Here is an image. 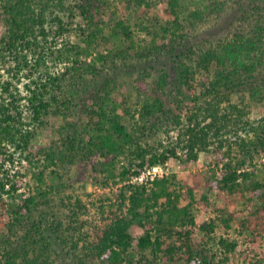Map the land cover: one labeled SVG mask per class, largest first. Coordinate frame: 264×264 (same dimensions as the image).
<instances>
[{"label":"trees","instance_id":"1","mask_svg":"<svg viewBox=\"0 0 264 264\" xmlns=\"http://www.w3.org/2000/svg\"><path fill=\"white\" fill-rule=\"evenodd\" d=\"M211 20L236 23L199 50ZM138 67L115 94L120 73ZM239 93L264 105V0H0V264H234L238 240L214 234L231 228L233 211L218 206L198 233L193 212L213 205L207 194L174 173L129 180L201 152L223 162L210 187L247 205L239 235L258 250L235 264H264V159L254 162L264 113L254 119ZM50 127L58 136L36 147ZM97 155L103 184H121L92 238L67 175ZM23 162L35 181L27 193L21 168L12 172Z\"/></svg>","mask_w":264,"mask_h":264},{"label":"rangeland","instance_id":"2","mask_svg":"<svg viewBox=\"0 0 264 264\" xmlns=\"http://www.w3.org/2000/svg\"><path fill=\"white\" fill-rule=\"evenodd\" d=\"M235 23H233V25ZM231 25L232 24L230 20L228 24L225 23V21H220V23L217 24L212 20L205 23V25H203L200 30H198L200 31V35L198 37V39L200 40V43L198 44L200 45L198 46L199 50L201 49L200 47H203L205 49L208 48L219 37L224 36L232 31L233 25ZM71 42V44L79 43L81 46L86 47L85 42L81 41L74 35L72 36ZM95 57L96 52L88 56L82 54L81 58L92 61ZM50 65L52 69H61L64 67V63H50ZM139 68L140 67L131 70H123L122 73H120V79L122 82H125V84H123L120 89L116 90L117 93L115 94H122L132 85V83H134L135 80H137V78L139 77ZM202 73L200 72L197 75V81L208 79L207 73ZM242 99H244L245 103L250 105L251 116L254 119H257L261 115H263V104L253 101L247 93H239L234 96V100L240 103L242 102ZM172 134L176 135L177 133L173 132ZM54 136H58V133L56 131H53V128L51 129L50 127L49 129L44 130L37 136V140L35 143L36 147H38L40 144L49 143ZM100 159L103 160L98 155L94 156L88 162H80L72 166V168H70L69 174L67 173V193H71V190H73L75 193L81 194L83 199L85 200V203L87 204V210L82 218L86 220L85 231L89 232L92 238L94 236L95 226L99 225V227H103L106 222H108L107 218L102 214L99 208L100 205L104 203V201L110 202L109 200H107L108 197L111 198L112 201H115L117 198L118 186L121 184L119 183L118 185L113 180H111L108 184H103V174H101L99 171L94 170V163L98 162ZM263 159L264 153H261L259 155H256L254 162L257 166H261ZM124 160L125 159L121 158V160L117 163V172L121 170V166L124 163ZM222 163L223 162L217 165L214 162L211 153L201 152L197 160L182 161L178 158L169 159L166 164H162L161 171L155 176L174 173L177 175V178L183 182V184H190L196 187L198 198H200L202 194H207L210 197V200L213 203L210 208H204L202 205H199L196 207V209H194L193 213L196 219L195 229L197 232L199 231L200 226L204 224V222L209 221L218 215V212L216 210L218 206H224L226 209L233 211L234 219L232 220L231 228L226 229L222 225L218 226L214 234L216 236L224 235L225 237H230L231 239L238 240V247L236 251L232 253L229 262H232L234 264L242 263L252 259L254 257L253 249L255 247L256 250H258V247L248 245L249 243H247L245 237L239 235V221L247 214V205L245 201L243 199H239L240 195L238 194H226L225 192H222L220 190L212 189L209 185V179L213 176L214 172L217 171L216 173H219L221 171ZM247 165H250V162H248ZM18 168H21V172L24 175L19 191L27 193L29 188L33 187L35 182L33 173L31 170H27L29 166L26 162L20 164L16 163L15 167L12 169V172H15ZM152 169L153 167H145L144 169H142V173L139 177L131 175L129 180L131 182H137L147 178L153 179L155 176L152 177L154 175ZM151 170L152 172H150ZM141 176H143V178H140ZM262 178H264V175L262 176ZM70 185L71 187H73L71 188ZM3 228L1 230H3ZM132 232L137 237L141 234V229L135 226L132 228ZM211 244L217 246L215 240L211 241Z\"/></svg>","mask_w":264,"mask_h":264},{"label":"built area","instance_id":"3","mask_svg":"<svg viewBox=\"0 0 264 264\" xmlns=\"http://www.w3.org/2000/svg\"><path fill=\"white\" fill-rule=\"evenodd\" d=\"M162 169V165H156V166H153V176L154 177L155 175H157ZM152 170L150 172H152ZM140 178H143V176H141Z\"/></svg>","mask_w":264,"mask_h":264}]
</instances>
